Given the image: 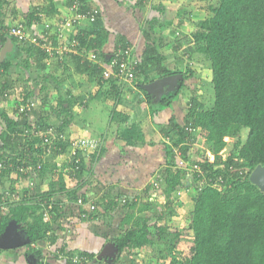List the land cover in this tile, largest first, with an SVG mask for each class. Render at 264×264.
I'll use <instances>...</instances> for the list:
<instances>
[{"label": "crops", "instance_id": "1", "mask_svg": "<svg viewBox=\"0 0 264 264\" xmlns=\"http://www.w3.org/2000/svg\"><path fill=\"white\" fill-rule=\"evenodd\" d=\"M77 1L0 0V63L3 60L9 63L8 69L0 66V95L5 91L10 92L0 100V132L1 124H6L2 115L18 119V102L30 94L33 98L40 97L36 99L42 103L26 116L30 125L41 128L52 125L69 138H100L101 151L84 155L82 176L78 178L75 175L72 179L64 175L66 187L69 190L77 189L79 194L85 196L86 202L94 201L98 210L91 218H80V210L73 197L60 192L46 196L44 192H49L51 180L54 179L43 175L35 181L37 189L43 194H39V200L32 199L33 196L30 198L35 204L41 203V197L42 200L58 198V202L69 200L59 220L62 227L54 223L43 244L31 238V242L23 247L0 249V264H42L47 255L46 264H71L67 257H57L55 252L59 249H63L66 256L86 251L95 253L96 257L108 242H115V237L129 225L125 223L126 218L133 213L135 216L139 214L137 209L140 204L146 202L155 209V203L169 206H166L169 198L163 185L165 178L160 172L167 164L168 154L163 146L166 139L159 125L166 126L174 114L183 115L181 108L186 103V95L182 93L172 107H161L154 112L141 85L145 82H142L145 74H140L132 82L119 81L115 77L106 80L103 75L97 80L96 75L84 69L83 63L99 64L104 70L117 43L123 42L132 46L139 58L147 44L156 45L169 68L187 70L184 66V60L188 57L186 54L191 55V50H194L189 37L198 29L201 20L213 15L212 7L217 0L209 5L207 0H84L85 11L99 10L96 20L80 18L78 24L63 26L66 20L76 16ZM36 16L38 19H35ZM97 22L106 31L108 39L99 50L90 49L85 54V47L77 49L80 42L76 34L81 29H94ZM3 24L5 28L1 27ZM19 25L25 28L26 38L20 41L14 37L17 42L12 43L10 38L13 36L5 31L7 27ZM192 26L196 27L195 30ZM2 34L8 35L4 41ZM35 35L44 38L34 43L31 38ZM4 50H8L6 54ZM80 55L83 56L81 61L78 59ZM174 62L176 67L173 66ZM117 89L121 92L119 97ZM61 101L66 107L70 105V109H62ZM114 111L122 115L117 116ZM64 121L68 124L59 129ZM135 123L140 125L145 142L131 144L124 138V129ZM150 141L153 144H149ZM194 147L197 148L196 145ZM197 152L201 155L200 151ZM154 172L163 176L158 189L151 184ZM58 176L55 174L54 177ZM3 182L22 198L25 191L33 190L27 179L17 174L6 175ZM37 189L34 188V191ZM178 192L172 193L171 198ZM171 198L168 202L170 205ZM147 212L150 210L144 211L145 214ZM18 231L24 230L19 226ZM48 240L50 243H46ZM149 246L134 250L129 261L128 258L117 261V256L102 262L142 264L139 260L143 262L147 259L144 254L150 256L155 249L153 246V249H149ZM39 249L43 251V259L35 254ZM156 262L154 260L153 264Z\"/></svg>", "mask_w": 264, "mask_h": 264}, {"label": "trees", "instance_id": "2", "mask_svg": "<svg viewBox=\"0 0 264 264\" xmlns=\"http://www.w3.org/2000/svg\"><path fill=\"white\" fill-rule=\"evenodd\" d=\"M82 2V9H85L84 0ZM212 12L211 17L198 23V29L192 35L196 43L194 50L203 53L211 62L214 90L211 103L194 94L189 86L187 88V80L194 72L190 68H169L156 45L147 44L140 57V74H145L144 83L169 74L184 75L179 89L158 103H154L146 92L154 112L161 107H172L184 93L185 87L188 92L183 94H186V103L181 108L183 115L174 114L166 126L159 125L166 139L163 146L168 154L167 164L160 172L165 178L163 185L169 198L166 206H169L167 210L163 207L154 219L146 215L152 214L155 208L144 202L139 205L138 213L145 210L150 212L144 216L133 213L126 218L125 223L129 225L115 237L119 249L117 261L131 256L136 249L151 245L159 252L160 259L171 258L170 264H264V192L250 180L251 171L258 164H264V0H217ZM35 19H38L37 16ZM1 27L5 28L4 24ZM1 36L4 41L8 35ZM76 37L80 42L77 49L85 47V54L90 49L99 50L108 39L100 22L92 30L81 29ZM10 40L17 42L14 37ZM120 44L126 43L118 42L117 46ZM82 58L78 57L80 61ZM107 62L110 63V60ZM83 64L85 70L97 76V80L102 77L103 70L99 64ZM0 66L8 69V60H3ZM120 95V89H117V97ZM26 97L33 98L30 94ZM59 103L64 110L71 107H66L62 101ZM2 116L6 124H1L0 160H11L14 165L0 175L4 180L18 165L37 166L41 163L39 154L43 147L39 138L26 135V130L31 126L26 117L13 119ZM67 124L64 121L59 129ZM243 130L248 131L244 142L241 137ZM123 136L131 144L146 140L140 125L136 123L125 128ZM230 137L238 140L233 152L225 157L221 152L229 144ZM200 140L209 143L210 150L200 152L198 158L193 149ZM59 144L62 149L68 147L67 142ZM174 146H179L180 157L187 162L185 166L175 161ZM57 153L54 151L43 163L37 179L43 175L54 179L51 180L49 192H44L46 196L60 192L77 199L82 194L75 188L69 190L66 187L63 173L54 177L56 164L53 159ZM82 159L79 169L68 171L72 179L75 175L78 178L82 176L85 168ZM19 173L21 177L26 176ZM184 174L191 178L190 182L184 180ZM2 186L6 187V184L2 182ZM182 188L186 191L181 196L182 207L178 208L174 203L170 205L168 202L172 193ZM39 194H43L39 189L27 190L20 202L11 205L6 212H0V236L11 220H15L22 230L41 244L54 223L62 227L59 220L65 208L56 204L51 210L54 213L53 224L45 221L43 206L32 200H39ZM189 205L192 210L185 229L192 231L191 239L184 238L182 231L166 220L168 213L178 215V210ZM82 211L94 214L86 207ZM81 253L93 260L95 258V253ZM180 253H186L184 258L180 257ZM35 254L42 258V249L36 250ZM99 264L104 262L99 261Z\"/></svg>", "mask_w": 264, "mask_h": 264}, {"label": "built area", "instance_id": "3", "mask_svg": "<svg viewBox=\"0 0 264 264\" xmlns=\"http://www.w3.org/2000/svg\"><path fill=\"white\" fill-rule=\"evenodd\" d=\"M81 2L78 0L75 4L76 9V16L70 20H66L63 26H72L76 23L78 24L81 19H87L90 21H95L98 17L99 10L98 9H89L84 12L81 10ZM81 18V19H80ZM11 36H15L20 41H23L26 38L25 28L23 25L19 26H10L7 27L6 31ZM43 36H33L31 40L34 43H39L40 40H43ZM68 50V48L66 47ZM61 53H63L62 49L60 48ZM140 59L136 55L134 49L130 45H118L113 52V56L111 57L110 63L108 67L103 70V77L106 80H110L112 77H115L119 81L124 82H132L138 78L140 75ZM9 91H5L4 94L0 95L1 98L7 97L9 95ZM40 103L35 100V98H27L22 97L17 105V113L20 118L26 117L32 112H34L37 106ZM26 135L32 138H39L41 140V146L43 147V151L39 154L42 162L39 163L37 166L28 165V166H17V168L11 173L17 174L20 176L21 173H25V179H27L30 188L34 190L36 186L37 177H39L38 173L42 168L44 162L48 160L50 156H52L54 151H58L57 155L54 156L53 161L56 164L55 167V174H59L60 172L68 173V171L77 170L80 168L82 163V158L84 155L90 152L99 153L102 149V140L97 137H77V138H69V136L59 131L55 128V126L49 125L47 127L41 128V126H30L26 130ZM60 142H67V149H62V146L59 144ZM38 147V145H36ZM177 150V149H176ZM175 150L176 158L175 161L178 162L181 166H185L187 162L180 157V154ZM223 152V151H222ZM223 156L226 157V153H222ZM175 162V163H176ZM69 165V166H68ZM13 162L11 160L4 161L0 160V175L4 173L6 169L13 168ZM10 173V174H11ZM75 174V173H74ZM21 177V176H20ZM4 180L0 177V212H6L11 205L20 202L22 197L17 191H11L10 187L2 186V182ZM163 181V176L157 172L151 179V184L153 188H159L161 186V182ZM228 182V181H227ZM58 200H42L41 205L43 206V215L45 221L53 224V212L51 211L56 204H60V206L65 207L69 200H62L58 202ZM126 202V200L124 199ZM75 204L79 207L78 209L82 210L83 207L88 208L90 211L94 213L98 210L97 204L94 201H85V196L80 195L77 199ZM79 211L81 218H91L93 214H89L88 212ZM92 212V213H93ZM46 243H50L49 240ZM33 246H37L36 243H32ZM63 249L56 250L55 254L59 258H68L71 264H89L91 258L81 252L79 253H72L66 256L65 252L62 251ZM43 259V258H42ZM48 260V255L44 257V261L42 264H46Z\"/></svg>", "mask_w": 264, "mask_h": 264}, {"label": "rangeland", "instance_id": "4", "mask_svg": "<svg viewBox=\"0 0 264 264\" xmlns=\"http://www.w3.org/2000/svg\"><path fill=\"white\" fill-rule=\"evenodd\" d=\"M216 0H207V4L209 5L211 2H215ZM196 27L192 26V29L195 30ZM193 35V34H192ZM189 40H191L192 44V48L193 46H196V43L193 41L192 37H189ZM186 48V45H184V49ZM193 54V56H192ZM187 59L184 60V66H186L187 69H191L194 74H192V76L190 78H188L187 80V86H189V88L191 90L194 91V94L199 95L204 101H206L207 103H211L213 101L214 98V90H213V84H212V67H211V62L205 57V55L201 52L195 51V50H191V55H187L186 54ZM179 64H182V62H178ZM176 67V63H173ZM186 90V87L183 89V91ZM184 94V93H183ZM186 95V94H185ZM184 95V96H185ZM36 98H40V97H36ZM35 98V100H37ZM186 100V97H185ZM38 101V100H37ZM39 103H41V101H38ZM248 136V131L247 130H243V132L241 133V137H242V142H244L246 140ZM238 140L237 138H233L230 137L228 139L229 144L227 145V147L224 149L223 152L221 153H226L231 154L233 152L234 146H235V141ZM204 140H200L196 146L193 149V152L195 156L198 157V152L200 151L201 153H204V151L206 150H210L209 147V143L203 142ZM179 146H174L173 149L176 150L180 156H181V152L178 150ZM207 153L210 155V152L207 151ZM199 158V157H198ZM185 175V174H184ZM183 178L186 182H190L191 178L187 175L184 176ZM193 179V178H192ZM194 180V179H193ZM185 183V182H184ZM185 190H179V192L177 193L178 195H173V198L171 199L172 201V205L173 203L176 205V207L180 208L182 207V199L181 196H183ZM163 202V201H162ZM157 209H155V213L154 214H150L148 213V216L152 217L155 219L156 216L158 214L161 213L162 208L164 206L160 205V204H156ZM164 209L167 210L166 207H164ZM192 208L191 206H187V207H183L182 209L178 210V215H172L170 213H168L167 216V221L169 224L173 225V226H177L183 233V237L187 238V239H191L193 237V233L191 230L185 229L186 228V224L189 223L190 220V212H191ZM157 211H160L159 213H157ZM169 212V209H168ZM140 214V213H139ZM145 213L144 211H141V216H143ZM165 247V246H164ZM153 249V247L149 246V249ZM145 255V259L143 262L141 260H139V263L142 264H151L150 262L153 261H157L156 264H170V259L171 258H165V259H160L159 258V252H157V249H154L153 252L151 254H149L150 256H148L147 253L144 254ZM181 258H184V256L186 255V253H180L179 254ZM128 261L131 258L130 256L127 257ZM135 262H137V258L135 259ZM119 263V262H118ZM120 264H128V262H120Z\"/></svg>", "mask_w": 264, "mask_h": 264}, {"label": "water", "instance_id": "5", "mask_svg": "<svg viewBox=\"0 0 264 264\" xmlns=\"http://www.w3.org/2000/svg\"><path fill=\"white\" fill-rule=\"evenodd\" d=\"M7 51L4 50V54ZM182 80V73H174L159 77L151 82L143 83L142 88L153 98L154 103H158L163 97L177 91ZM250 180L264 192V164L260 163L253 169L250 174ZM18 227L19 225L15 220L9 222L4 233L0 236V249L20 248L31 242V237L27 236L24 231L19 232ZM118 253L119 249L116 242H108L89 264H96L99 261L115 258L118 256Z\"/></svg>", "mask_w": 264, "mask_h": 264}, {"label": "clouds", "instance_id": "6", "mask_svg": "<svg viewBox=\"0 0 264 264\" xmlns=\"http://www.w3.org/2000/svg\"><path fill=\"white\" fill-rule=\"evenodd\" d=\"M80 1V0H79ZM81 2V10L80 11H82V12H84L85 10L84 9H82V7H83V2H82V0L80 1ZM13 37H15V36H13ZM17 38V37H16ZM140 59V58H139ZM141 60V59H140ZM140 68V67H139ZM104 78V77H103ZM105 79V78H104ZM142 85V84H141ZM58 130V129H57ZM224 151V150H223ZM252 172V171H251ZM64 175H69L68 173H64V172H62ZM251 174V173H250ZM70 176V175H69ZM169 201V200H168ZM91 258V257H90ZM95 259V258H94ZM93 259H91V261H92ZM90 261V262H91ZM89 262V263H90Z\"/></svg>", "mask_w": 264, "mask_h": 264}, {"label": "flooded vegetation", "instance_id": "7", "mask_svg": "<svg viewBox=\"0 0 264 264\" xmlns=\"http://www.w3.org/2000/svg\"><path fill=\"white\" fill-rule=\"evenodd\" d=\"M183 78H184V75H183Z\"/></svg>", "mask_w": 264, "mask_h": 264}]
</instances>
